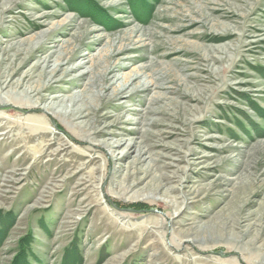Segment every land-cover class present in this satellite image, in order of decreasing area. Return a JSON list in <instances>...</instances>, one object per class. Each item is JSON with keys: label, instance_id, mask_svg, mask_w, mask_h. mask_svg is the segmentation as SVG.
Wrapping results in <instances>:
<instances>
[{"label": "rangeland", "instance_id": "obj_1", "mask_svg": "<svg viewBox=\"0 0 264 264\" xmlns=\"http://www.w3.org/2000/svg\"><path fill=\"white\" fill-rule=\"evenodd\" d=\"M86 1L0 0V264H264V0Z\"/></svg>", "mask_w": 264, "mask_h": 264}, {"label": "bare ground", "instance_id": "obj_2", "mask_svg": "<svg viewBox=\"0 0 264 264\" xmlns=\"http://www.w3.org/2000/svg\"><path fill=\"white\" fill-rule=\"evenodd\" d=\"M49 57V56H48ZM45 63V62H44ZM53 63V62H52ZM46 64V63H45ZM47 65H45V67L43 66V69L45 70L47 67H46ZM49 66V65H48ZM58 66H61V65H58ZM58 66H50V68L48 69V74H50L51 75V77H50V79L48 78V80H47V83L46 84H49L50 83V81L53 79L52 77L54 76V73L56 72V70H57V67ZM79 69L80 68V65L79 66H77L76 68H75V70L76 69ZM86 73H88V72H86ZM83 74H85V73H83ZM13 84H16L18 87L20 86V82H17V83H11V81H4V82H1L0 83V99L1 98H3L2 96H1V93L3 92V90L4 89H6V88H8V87H11ZM44 85H45V83H44ZM21 87V86H20ZM128 88V84H126V86L125 85H123V87H121L120 89H119V92H120V94H122L126 89ZM44 89V88H43ZM47 89V88H46ZM49 89V88H48ZM34 91H29V89H22L21 90V92L19 93V95L20 96H22V98H24L25 99V104L26 105H30L32 102H31V99H32V97L33 98H35V95H32V93H33ZM14 94H17V93H15V92H13ZM12 92H10V91H8V92H6L5 93V95L4 96H6V97H8L9 95H12L13 94ZM125 94V93H124ZM32 95V96H31ZM37 95V94H36ZM33 100V99H32ZM37 100V99H36ZM41 100H43V99H41ZM37 102H38V100H37ZM36 104V103H35ZM53 103H48V105H44V110H46V111H48V110H51V108L53 107ZM72 110H68L67 112H65V113H67L68 115H71L72 116V112H71ZM72 113V114H71ZM79 118V117H78ZM110 146H111V148H115V150L117 149V148H119V146H121V143L120 142H117V141H114L113 143H110L109 144ZM128 148V147H127Z\"/></svg>", "mask_w": 264, "mask_h": 264}, {"label": "trees", "instance_id": "obj_3", "mask_svg": "<svg viewBox=\"0 0 264 264\" xmlns=\"http://www.w3.org/2000/svg\"><path fill=\"white\" fill-rule=\"evenodd\" d=\"M86 3L89 4V5H91L92 7L95 6V4L92 1H90V0H87ZM101 13H103V12H101ZM13 264H23L21 262L20 256L17 257L16 261Z\"/></svg>", "mask_w": 264, "mask_h": 264}]
</instances>
